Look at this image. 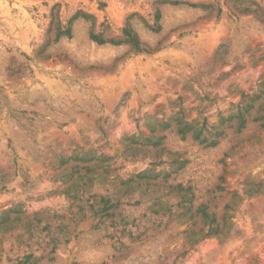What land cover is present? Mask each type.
<instances>
[{"label": "rangeland", "instance_id": "rangeland-1", "mask_svg": "<svg viewBox=\"0 0 264 264\" xmlns=\"http://www.w3.org/2000/svg\"><path fill=\"white\" fill-rule=\"evenodd\" d=\"M0 264H264V0H0Z\"/></svg>", "mask_w": 264, "mask_h": 264}, {"label": "trees", "instance_id": "trees-1", "mask_svg": "<svg viewBox=\"0 0 264 264\" xmlns=\"http://www.w3.org/2000/svg\"><path fill=\"white\" fill-rule=\"evenodd\" d=\"M124 34L126 35L124 39L121 40H117L116 42H113V40H109L112 43H118L120 41H125V42H130V43H135L136 42V37L134 36V34L131 33V31L127 28L123 29ZM91 40L95 41L98 44L104 43L105 40H103L102 38H98L95 35L91 36ZM219 229L216 226L215 228H212L211 230L207 231V234H211L214 233L215 235H217L219 233Z\"/></svg>", "mask_w": 264, "mask_h": 264}]
</instances>
